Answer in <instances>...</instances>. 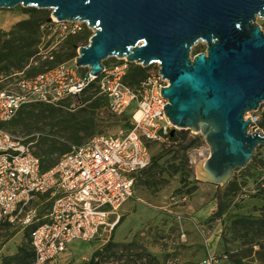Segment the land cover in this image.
I'll return each mask as SVG.
<instances>
[{"label":"rangeland","instance_id":"obj_1","mask_svg":"<svg viewBox=\"0 0 264 264\" xmlns=\"http://www.w3.org/2000/svg\"><path fill=\"white\" fill-rule=\"evenodd\" d=\"M33 9L37 8L17 5L0 9V39L25 34L29 42L36 39L32 48L38 51L25 67L18 55L0 64V90H14L21 78L36 76L64 62L74 66L78 79L89 71L88 67H76V57L80 46L90 43L93 29L84 23L82 30L73 34L69 32L71 24L58 21L52 9ZM32 16L38 27L21 30V24ZM45 17L47 21L42 22ZM257 21L264 30V19ZM86 34H90L87 39L77 41ZM205 50L206 44L199 40L192 55ZM114 62L112 57L104 61L106 65ZM140 67L144 68V79L156 69L153 64L143 67L134 63L125 81L141 79ZM97 82L57 106L33 103L24 107L6 129L38 140L36 152L44 157L45 165L55 163L73 144L96 134H117L127 128L128 115L117 116L109 110ZM258 115L264 130V103ZM175 134V140L150 145L152 157L164 154L138 176L135 195L118 209L120 218L114 229L103 231L90 242L74 241L51 264H197L210 253L217 257L216 264H264V146L256 149L247 167L236 169L229 183H234V188L228 185L223 192L219 217L213 216L219 211L217 186L200 181L196 172L197 165L207 158L209 146L198 133L192 147L181 149L176 144L188 143L193 132L178 128ZM242 189L249 191L248 197L238 196ZM208 205L211 214L201 218L198 213ZM238 221L246 223L238 225ZM30 230L0 218V263L3 257L15 255L20 246L32 252ZM29 262L35 264L32 259Z\"/></svg>","mask_w":264,"mask_h":264},{"label":"water","instance_id":"obj_2","mask_svg":"<svg viewBox=\"0 0 264 264\" xmlns=\"http://www.w3.org/2000/svg\"><path fill=\"white\" fill-rule=\"evenodd\" d=\"M52 9L60 22H85L94 34L80 46L77 67L99 77L104 61L126 58L160 66L164 109L176 129L201 133L209 146L196 167L200 181L217 186L218 208L238 168L247 167L264 132H249L248 112L264 103V0H0V9ZM201 40L206 50L192 55ZM206 151V150H205Z\"/></svg>","mask_w":264,"mask_h":264},{"label":"built area","instance_id":"obj_3","mask_svg":"<svg viewBox=\"0 0 264 264\" xmlns=\"http://www.w3.org/2000/svg\"><path fill=\"white\" fill-rule=\"evenodd\" d=\"M84 23L69 22V32H80ZM112 58L115 62L105 64L101 75L90 76L88 82L78 79L74 66L64 62L21 78L14 90H0V123L10 121L28 104L58 105L96 78L109 110L117 116L128 115L126 129L73 144L48 168L36 152L38 140L0 126V218L17 227H31L35 264H51L74 241L90 242L103 231L113 230L120 218L118 209L135 195L138 175L151 163L150 145L168 142L175 127L164 111L169 100L162 96L161 87L170 83L162 78L159 64L133 88L125 81L133 62ZM245 119L252 121L249 132H264L258 111L246 113ZM248 192L243 189L238 196L248 197ZM114 215L116 220L111 221ZM216 262L210 253L197 264Z\"/></svg>","mask_w":264,"mask_h":264},{"label":"trees","instance_id":"obj_4","mask_svg":"<svg viewBox=\"0 0 264 264\" xmlns=\"http://www.w3.org/2000/svg\"><path fill=\"white\" fill-rule=\"evenodd\" d=\"M37 9H33V10L38 11ZM33 17L34 16H32L31 19H28V20L24 21L21 24L20 29L21 30H24V31H26V30H35V27H38V21H34L35 19H33ZM45 21H47V18L46 17L42 19V22H45ZM5 35H8V33H5ZM89 36H90V34H86V35H84L82 37H79L77 41L79 42V41H82L84 39H87ZM35 42H36V39L33 40L32 42H29L28 41V37L25 34L24 35H21L20 37H16V38H13L12 37L10 39L9 38L8 39H4V40L0 39V64L2 62H11L12 61L11 57L13 55H18L19 61L24 62L23 67H25L28 64L30 58L33 57L38 52V51H36V50H34L32 48L33 45L35 44ZM133 64L134 63H130V68H129V71H128L126 77L131 76L130 74H131V71L133 70L132 69ZM143 69L144 68L140 67L139 73H140V75L142 74L141 79L138 78V77H134V78H132L130 80V82L126 81L133 88H137L139 86L140 82L144 79L143 78ZM95 80H98L99 81V79L96 78V79L92 80L88 85L94 83ZM97 84H98V88L100 89V86H99V83L98 82H97ZM100 91H101V89H100ZM79 94H77V95H79ZM101 94L107 100L106 101V104L108 106V98L106 97L105 94H103V93H101ZM77 95H71L69 97L77 96ZM69 97H67V98H69ZM67 98H65L64 100H66ZM64 100L61 101L59 104H61L62 102H64ZM36 104H44V105H50V106H57V105H51V104H46V103H36ZM28 105H31V104H28ZM28 105H26V106H28ZM26 106H23L17 112V114L24 107H26ZM17 114L10 121L5 122V123H0V126L4 127L6 129V125H8L12 120H14V118L17 116ZM176 138H177V134H175L174 136H171V134H170V139L175 140ZM177 144H182V143H177ZM177 144H176V146L179 147ZM179 148H181V147H179ZM163 154L164 153H160L159 155L153 156L149 167H151L153 164H155L158 161V159H160L163 156ZM42 160H43V163H44V168H48V167H50L51 165L54 164L53 163L51 165L50 164L45 165L46 160L44 161V157H42ZM147 169H145V170H147ZM145 170H143V171H145ZM138 176H140V175H138ZM233 186H234V183H231L229 185V189L230 188L231 189L234 188ZM222 212H223V209H220L219 208V211L217 213H215L213 216H219L220 217L221 214H222ZM236 223H238V225L239 224L245 225L246 222L245 221H238ZM97 254H98V252L94 253L93 259L97 256ZM30 259H32L34 261V251H33V248H32V252L30 253V251L28 249H26L24 246H20L18 252L15 255L3 257L2 262L0 264H15L16 262L17 263H20V264H31L29 262Z\"/></svg>","mask_w":264,"mask_h":264},{"label":"crops","instance_id":"obj_5","mask_svg":"<svg viewBox=\"0 0 264 264\" xmlns=\"http://www.w3.org/2000/svg\"><path fill=\"white\" fill-rule=\"evenodd\" d=\"M210 205H208V206H206V208H202L201 210H200V212L198 213V215L201 217V218H206V217H208L210 214H211V209H210V207H209ZM205 256V255H204ZM203 256V257H204ZM202 257V258H203ZM202 258H200V259H202ZM200 259H199V261H200ZM198 261V262H199ZM197 262V263H198Z\"/></svg>","mask_w":264,"mask_h":264},{"label":"flooded vegetation","instance_id":"obj_6","mask_svg":"<svg viewBox=\"0 0 264 264\" xmlns=\"http://www.w3.org/2000/svg\"><path fill=\"white\" fill-rule=\"evenodd\" d=\"M259 23V22H258ZM260 24V23H259ZM262 26V25H261ZM262 30H263V28H262ZM154 65H156L155 63H154Z\"/></svg>","mask_w":264,"mask_h":264}]
</instances>
